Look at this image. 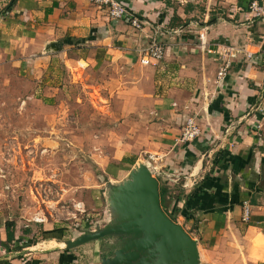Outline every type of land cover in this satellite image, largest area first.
Wrapping results in <instances>:
<instances>
[{
    "label": "crops",
    "instance_id": "crops-1",
    "mask_svg": "<svg viewBox=\"0 0 264 264\" xmlns=\"http://www.w3.org/2000/svg\"><path fill=\"white\" fill-rule=\"evenodd\" d=\"M12 1L0 0V81L18 71L45 103L61 99L68 77L95 91L106 88L96 102L103 111L93 109V119L100 114L123 121L110 149L112 134H106V147L93 140L95 147L110 150L99 161L108 180L112 174L129 175L128 166L144 161L141 153L158 155L155 176L160 186L163 181L170 187L163 207L197 239L201 263L264 264V138L258 110L264 104L263 98L258 105L264 25L237 9L247 0H121L130 15L117 20L90 0ZM131 15L142 29L132 26ZM201 33L209 44L243 50L220 85V61L206 50ZM154 35L164 40L166 54L159 64L144 66L142 51ZM99 71L117 76L85 84L88 73ZM190 116L202 132L183 142ZM130 120L146 130L132 134ZM246 203L249 220H244ZM5 223L0 264H97L93 241L69 248L60 226L45 227L37 240L30 235L38 222L22 230L15 223V239L8 242Z\"/></svg>",
    "mask_w": 264,
    "mask_h": 264
},
{
    "label": "rangeland",
    "instance_id": "rangeland-1",
    "mask_svg": "<svg viewBox=\"0 0 264 264\" xmlns=\"http://www.w3.org/2000/svg\"><path fill=\"white\" fill-rule=\"evenodd\" d=\"M80 64L86 67L82 61ZM113 74L117 76L116 71L90 72L85 84L101 85ZM69 81L68 77L61 99L50 103L42 101L35 84L18 71L0 81V225L14 221L22 230L38 222L41 226L35 227L32 239L42 238L45 227L60 226L65 239L103 228L110 218L108 188L128 177V173L112 174L110 182L99 166L101 157L110 152L100 149L106 147V134L114 137L113 141L109 138L110 149L117 132L122 131L118 124L123 122L105 120L100 114L93 119V109L103 111L96 102H102L100 95L107 89L95 91ZM258 110L264 138V104ZM137 122H127L134 135L146 130L135 125ZM95 139L101 140L100 146H94ZM138 162L126 169L131 171ZM105 248L100 240H93L97 264H101L100 252Z\"/></svg>",
    "mask_w": 264,
    "mask_h": 264
},
{
    "label": "water",
    "instance_id": "water-1",
    "mask_svg": "<svg viewBox=\"0 0 264 264\" xmlns=\"http://www.w3.org/2000/svg\"><path fill=\"white\" fill-rule=\"evenodd\" d=\"M263 98L264 84L258 105ZM108 205L110 218L103 228L69 239L66 246L100 240L111 249L101 264H202L197 239L166 213L160 181L147 163L139 161L122 182L111 183Z\"/></svg>",
    "mask_w": 264,
    "mask_h": 264
},
{
    "label": "built area",
    "instance_id": "built-area-1",
    "mask_svg": "<svg viewBox=\"0 0 264 264\" xmlns=\"http://www.w3.org/2000/svg\"><path fill=\"white\" fill-rule=\"evenodd\" d=\"M92 3H95L98 6L105 7L108 11L109 16L113 20L121 19L129 14V9L127 5L121 0H90ZM238 10L245 11L253 17L262 20L264 24V1L260 0H247L246 5L237 6ZM130 22L133 27L136 29H142L141 20L134 16H130ZM262 40L264 41V32L261 35ZM200 41L206 45V50L209 53L215 55L220 61V66L217 72V80L216 82L220 85L227 75L229 74V70L233 62L236 60L238 54L243 50L238 48L235 45L227 44V43H211L205 39V35L203 33L199 34ZM166 44L160 39L159 36H152L149 45L142 51L143 55L140 59L141 63L145 65H157L161 62L166 54ZM248 57L253 56V52L245 51ZM262 124L260 125V128ZM201 127L196 120L195 116H190L185 120V123L182 128L181 133V141L183 142H193L201 135ZM144 160L145 163L148 164L152 173L156 175L158 173L157 168V160L158 155H154L152 153H145L143 155L141 161ZM250 204L246 203L244 207V220H249L250 218Z\"/></svg>",
    "mask_w": 264,
    "mask_h": 264
},
{
    "label": "trees",
    "instance_id": "trees-1",
    "mask_svg": "<svg viewBox=\"0 0 264 264\" xmlns=\"http://www.w3.org/2000/svg\"><path fill=\"white\" fill-rule=\"evenodd\" d=\"M169 188L170 187L165 185V184H162L160 186L161 202H162L163 206L166 203V195H167L168 191H170ZM165 211L173 220H175L174 215L170 214L168 212V209L165 208ZM5 228L7 231V239H8L7 241L12 242L15 239V222L14 221H7L5 223Z\"/></svg>",
    "mask_w": 264,
    "mask_h": 264
},
{
    "label": "flooded vegetation",
    "instance_id": "flooded-vegetation-1",
    "mask_svg": "<svg viewBox=\"0 0 264 264\" xmlns=\"http://www.w3.org/2000/svg\"><path fill=\"white\" fill-rule=\"evenodd\" d=\"M111 254V249H109V248H105V249H103V251L102 252H100V257H102L103 255L104 256H108V255H110ZM101 261V260H100Z\"/></svg>",
    "mask_w": 264,
    "mask_h": 264
},
{
    "label": "bare ground",
    "instance_id": "bare-ground-1",
    "mask_svg": "<svg viewBox=\"0 0 264 264\" xmlns=\"http://www.w3.org/2000/svg\"><path fill=\"white\" fill-rule=\"evenodd\" d=\"M144 162V161H143Z\"/></svg>",
    "mask_w": 264,
    "mask_h": 264
}]
</instances>
